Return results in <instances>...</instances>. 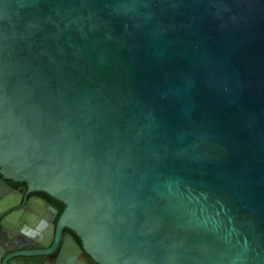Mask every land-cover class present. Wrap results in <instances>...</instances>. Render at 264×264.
Segmentation results:
<instances>
[{"label": "water", "instance_id": "obj_1", "mask_svg": "<svg viewBox=\"0 0 264 264\" xmlns=\"http://www.w3.org/2000/svg\"><path fill=\"white\" fill-rule=\"evenodd\" d=\"M0 172L55 264H264V0H0Z\"/></svg>", "mask_w": 264, "mask_h": 264}, {"label": "flooded vegetation", "instance_id": "obj_2", "mask_svg": "<svg viewBox=\"0 0 264 264\" xmlns=\"http://www.w3.org/2000/svg\"><path fill=\"white\" fill-rule=\"evenodd\" d=\"M0 177L5 179V181L11 185L13 190L18 193L10 199L14 205L8 207L7 212L0 216V221L12 212L20 211V215L18 217L19 221L14 226L4 229L3 226H0V238L2 236L5 237L4 243L1 246H3L5 250H8L4 255H0V261H4L8 255H14L11 256L8 261L38 260L40 257L38 253L36 256L26 253L32 251L37 252L39 250H51L49 254L44 255L46 256L45 258L47 262L41 261V264H55L59 256V248L53 249L55 240L49 247L40 246L39 240L42 242L45 235L43 232H45V229L50 223H57L60 214L64 210L65 204L60 200L59 202H56L55 200L58 199L55 198V200H51L46 196L39 194L38 191L28 192L29 188L26 182L4 178L1 172ZM20 193L21 196L19 197ZM4 195L5 192L0 187V201ZM39 199L43 201L42 203H44V206L37 204L36 201ZM59 203H63L64 206L60 208ZM69 232L76 238L77 235L75 232L69 228H64L62 238H64ZM31 235H37L39 239L35 241L30 237ZM76 240L78 241L77 238Z\"/></svg>", "mask_w": 264, "mask_h": 264}, {"label": "trees", "instance_id": "obj_3", "mask_svg": "<svg viewBox=\"0 0 264 264\" xmlns=\"http://www.w3.org/2000/svg\"><path fill=\"white\" fill-rule=\"evenodd\" d=\"M39 194H41V195H43V196H46L47 198H49V199H51V200H55L52 196H50L49 194H47L46 192H39ZM56 202H59V200H55ZM59 206H60V208H62L64 205H63V203L61 204V203H59ZM76 238L78 239V241L81 243V241H80V239H79V237L78 236H76ZM96 264H98V263H96Z\"/></svg>", "mask_w": 264, "mask_h": 264}]
</instances>
